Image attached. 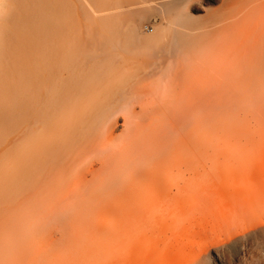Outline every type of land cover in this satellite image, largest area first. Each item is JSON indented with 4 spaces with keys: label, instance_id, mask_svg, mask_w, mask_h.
Instances as JSON below:
<instances>
[{
    "label": "bare ground",
    "instance_id": "bare-ground-1",
    "mask_svg": "<svg viewBox=\"0 0 264 264\" xmlns=\"http://www.w3.org/2000/svg\"><path fill=\"white\" fill-rule=\"evenodd\" d=\"M78 1L85 21L63 26L54 18L56 0H0V75L16 78L1 97L8 101H0V119L19 124L17 138L21 125L26 128L32 199L54 204L56 216L74 206L117 203L111 226L80 229L90 258L108 243L109 264H159L169 233L181 240L200 235L203 242L180 251L173 264H209L211 247L212 264H233L228 255L244 260V241L263 227L264 184L253 188L251 178L237 185L244 170L224 164L217 152L222 142L213 153L207 144L204 65L190 42L196 24L178 15L174 24L181 29L162 45L171 59L156 81L139 74L145 69L139 58L124 54V45H137V26L127 27L137 7L174 11L188 0ZM222 1L238 8L236 25L264 12V0ZM88 8L96 15L114 12L95 19ZM254 55L262 64L251 70L263 71L264 49ZM250 73L252 90L264 86V77ZM193 80L196 89L188 86Z\"/></svg>",
    "mask_w": 264,
    "mask_h": 264
},
{
    "label": "rangeland",
    "instance_id": "rangeland-1",
    "mask_svg": "<svg viewBox=\"0 0 264 264\" xmlns=\"http://www.w3.org/2000/svg\"><path fill=\"white\" fill-rule=\"evenodd\" d=\"M103 1L116 4L122 0ZM187 2V5L184 3L174 11L157 8L151 6L152 4L137 7L136 10L140 12H136L134 18L127 22V27L132 24L137 26L138 36L135 38L137 45H124L126 49L124 54L140 59L145 69L144 72L139 71V74L147 75L145 78L149 81L160 79L163 75L161 65L171 59L170 51L162 45L173 39L175 29H181L174 24L178 15L183 13L190 16L197 26L193 27L195 30L191 32L193 38H190L192 39L190 42L193 41L195 44L192 45L193 49L199 51L205 72L203 87L206 93L207 144L213 153L217 148L213 146L216 141L222 142L223 144L219 146L220 151L217 152L220 153L224 164L241 167L244 170L243 176L236 178L235 183L249 185L252 178L255 188L264 184V88H262L264 86L260 85L262 86L260 88L258 84L253 85L252 90L247 84V77L252 71L259 78L264 77V70L257 71L260 67L253 70L250 68L253 64L256 66L262 64L254 54L264 49L262 40L264 12L258 16H251V19L244 23H237L239 26L244 24L239 28L231 21L238 11L232 4L223 6L222 0ZM56 3L57 10L59 8L60 10L58 12L56 10L54 18L63 26H75L85 21L86 13L79 9L78 0H56ZM88 10L95 19L114 12L96 15L89 8ZM127 10V7L124 10L117 9L114 14L119 15ZM85 12H88L87 9ZM208 12H213L210 22L206 21ZM259 15L261 17L256 18ZM41 24L43 22H40L39 26H42ZM203 32L205 35H202ZM7 76L0 75V93L3 94H0L1 102L6 99V94L16 79H11L9 75L10 81ZM127 78L132 84V79ZM195 84L196 81L193 80L188 86L190 89H196ZM182 90L184 86L181 85L178 91L182 93ZM4 120L6 119H0V264H109L105 257L109 248L108 243H100L97 246L101 247L99 256L90 258L93 250L89 252L88 246L84 245L88 239L80 234V229L92 227V230H95L98 226L105 228L111 226L116 218L111 211L118 207L117 203H106L103 206L97 203L74 206L68 210L64 209L60 216H56L54 204L35 202L29 192L26 173V128L21 125L23 130L20 138H17L16 130L19 124ZM64 232L67 233L65 241ZM169 237L173 241L172 239L167 241L168 245L163 248L159 264H173L179 258L180 251L188 253L203 243L200 235H190L184 240L177 236V239L180 238L177 240L169 233ZM60 246L62 248L57 249ZM243 247L246 253L244 260L234 258L232 260L229 253H226L233 264H264V219L262 229L253 235V238L246 239ZM212 249L213 247L208 249L211 258L209 264L216 262L215 248ZM163 257L172 262H167Z\"/></svg>",
    "mask_w": 264,
    "mask_h": 264
}]
</instances>
